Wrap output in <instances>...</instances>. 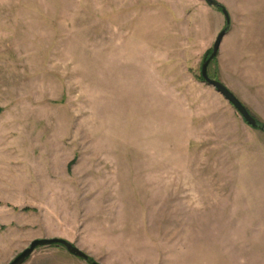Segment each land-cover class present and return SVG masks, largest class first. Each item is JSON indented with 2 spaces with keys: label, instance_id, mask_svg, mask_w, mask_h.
<instances>
[{
  "label": "rangeland",
  "instance_id": "374dc122",
  "mask_svg": "<svg viewBox=\"0 0 264 264\" xmlns=\"http://www.w3.org/2000/svg\"><path fill=\"white\" fill-rule=\"evenodd\" d=\"M216 1L221 49L247 33L264 63V0ZM225 27L205 0H0V264L55 238L99 264H264V133L201 80Z\"/></svg>",
  "mask_w": 264,
  "mask_h": 264
},
{
  "label": "water",
  "instance_id": "95a60500",
  "mask_svg": "<svg viewBox=\"0 0 264 264\" xmlns=\"http://www.w3.org/2000/svg\"><path fill=\"white\" fill-rule=\"evenodd\" d=\"M205 2L210 6L217 9H221L223 15L226 19V27L223 31H221L213 44L212 53L207 59L203 62L201 67V77L205 84L213 87L220 95H222L233 107L234 109L240 114L242 119L245 123L253 129L259 130L264 133V124L258 122V120L251 115L245 105L221 82L213 80L210 78L208 74L209 65L214 61L217 57V54L220 50L222 41L224 37L227 35L229 28H230V17L226 9L223 8L216 0H205ZM49 246H60L63 247L69 254L72 256L79 258L83 261H86L88 264H99L78 249L72 243L63 240V239H39L33 241L30 246L22 252L11 264H25L32 255L39 249L43 247Z\"/></svg>",
  "mask_w": 264,
  "mask_h": 264
},
{
  "label": "crops",
  "instance_id": "0c3cea01",
  "mask_svg": "<svg viewBox=\"0 0 264 264\" xmlns=\"http://www.w3.org/2000/svg\"><path fill=\"white\" fill-rule=\"evenodd\" d=\"M253 37V35L246 33L241 35V38H231L232 40L229 41L226 47L222 49L220 47V57L224 56V59H220V63L223 67L232 68L237 79L245 84L247 91L257 96L261 103H264V63L260 61V56L263 55V52L259 44L260 40L255 43L253 42L255 40ZM243 71H245V74H243ZM226 87L228 88L229 86L226 84ZM247 109L252 113L251 111L253 110L249 107ZM261 109H254V114L260 117L263 121L262 123H264V109L263 112L259 111Z\"/></svg>",
  "mask_w": 264,
  "mask_h": 264
},
{
  "label": "trees",
  "instance_id": "16d2710c",
  "mask_svg": "<svg viewBox=\"0 0 264 264\" xmlns=\"http://www.w3.org/2000/svg\"><path fill=\"white\" fill-rule=\"evenodd\" d=\"M211 53H212V51H210L209 53H207V55H206V57H204V60H203V62L207 59V57L208 56H210L211 55ZM201 80L203 81V79H202V77H201ZM204 82V81H203ZM2 112V110L0 109V113ZM257 119V118H256ZM258 120V119H257ZM258 122H260L259 120H258ZM261 123V122H260ZM263 124V123H262ZM73 165V163H71L70 164V166H72ZM24 211H29V209H25Z\"/></svg>",
  "mask_w": 264,
  "mask_h": 264
}]
</instances>
